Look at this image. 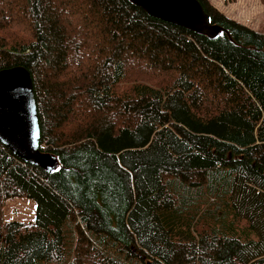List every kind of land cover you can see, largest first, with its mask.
Here are the masks:
<instances>
[{"label": "trees", "instance_id": "16d2710c", "mask_svg": "<svg viewBox=\"0 0 264 264\" xmlns=\"http://www.w3.org/2000/svg\"><path fill=\"white\" fill-rule=\"evenodd\" d=\"M198 1L215 38L129 0H0V69L30 72L58 160L0 143V213L35 204L0 217V264H264V34ZM133 67L162 84L124 87Z\"/></svg>", "mask_w": 264, "mask_h": 264}, {"label": "water", "instance_id": "95a60500", "mask_svg": "<svg viewBox=\"0 0 264 264\" xmlns=\"http://www.w3.org/2000/svg\"><path fill=\"white\" fill-rule=\"evenodd\" d=\"M148 15L215 38L212 24L198 0H129ZM40 126L30 72L21 65L0 69V143L24 163L53 171L57 158L39 148Z\"/></svg>", "mask_w": 264, "mask_h": 264}, {"label": "rangeland", "instance_id": "374dc122", "mask_svg": "<svg viewBox=\"0 0 264 264\" xmlns=\"http://www.w3.org/2000/svg\"><path fill=\"white\" fill-rule=\"evenodd\" d=\"M219 10L223 11L228 17L245 24L246 26L264 34V0H211ZM12 28V27H11ZM9 30H12V29ZM4 34V32H3ZM11 37H22L20 32L14 30L8 32ZM8 35L7 38H11ZM166 77L165 75H163ZM163 77L156 72L146 69L133 67L128 72L127 83L124 87L130 85L133 80H142L143 82L160 85ZM172 152V149H168ZM183 153L185 151H182ZM119 170L128 175V187L134 193H137V183L133 172L119 161ZM35 204L31 199L25 197H15L6 199L1 207L0 217L4 222L16 220L23 223L31 222L34 218Z\"/></svg>", "mask_w": 264, "mask_h": 264}, {"label": "crops", "instance_id": "0c3cea01", "mask_svg": "<svg viewBox=\"0 0 264 264\" xmlns=\"http://www.w3.org/2000/svg\"><path fill=\"white\" fill-rule=\"evenodd\" d=\"M210 2L215 6V4L210 0ZM218 8V7H217ZM219 9V8H218ZM223 12V11H222ZM224 13V12H223Z\"/></svg>", "mask_w": 264, "mask_h": 264}]
</instances>
